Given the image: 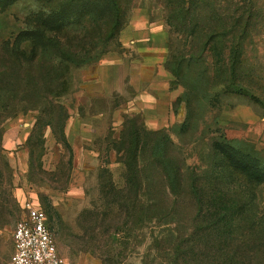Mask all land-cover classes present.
<instances>
[{
    "label": "rangeland",
    "instance_id": "obj_1",
    "mask_svg": "<svg viewBox=\"0 0 264 264\" xmlns=\"http://www.w3.org/2000/svg\"><path fill=\"white\" fill-rule=\"evenodd\" d=\"M59 1L0 8V111L14 112L0 123V264H12L25 200L45 211L62 264H103L105 249L115 264H142L138 225L127 244L119 239L110 247L101 234V216L111 210L102 189L124 184L129 129L162 130L184 189L195 177L240 195L248 218L239 226L264 233V0L206 1L223 13L232 5L255 8L240 46L241 92L225 85L224 37L212 53L202 50L198 32L190 42L171 23L168 0H120L121 27L111 35L110 18L88 14L15 42L20 32L41 28ZM143 139L150 151L154 137ZM227 150L243 161H231ZM144 155L142 179L160 189L164 171ZM252 172L256 179L247 176ZM154 256L151 250L149 260Z\"/></svg>",
    "mask_w": 264,
    "mask_h": 264
},
{
    "label": "trees",
    "instance_id": "obj_2",
    "mask_svg": "<svg viewBox=\"0 0 264 264\" xmlns=\"http://www.w3.org/2000/svg\"><path fill=\"white\" fill-rule=\"evenodd\" d=\"M16 1L0 0V8ZM206 1L168 0L171 23L183 27L186 35L191 37L190 42L198 32L204 38L202 50L210 53L219 43L218 37H224L220 53L224 70L228 73L225 85L230 83L241 92L243 86L238 83L243 66L240 46L252 30L255 8L250 4L232 5L223 13L219 8L218 11L213 8L216 3L212 5ZM121 8L120 0H60L42 18L41 28L20 32L15 42L40 39L44 31L60 29L63 18L75 19L88 14L110 18L111 35L121 27ZM20 75L23 78L27 74L22 70ZM13 115V111H0V123ZM144 136L155 139L150 151ZM166 140L162 130L129 129L122 148L126 171L124 184L102 189L105 205L111 207L101 216V234L107 241H112L109 246H114L119 239L127 244L132 226L138 225L139 236L146 247L142 264H264V233L239 226L248 218L241 196L195 177L185 190L182 166L172 163L165 155ZM0 150L4 151L2 147ZM226 153L233 162L243 161L236 158L237 150L232 154L227 150ZM144 154L164 171L166 180L160 189H156L151 180L142 179L147 170L140 167L138 160L144 158ZM241 157L243 159L244 155ZM242 167L249 171L254 169L252 164ZM247 176L257 178L254 172ZM151 250L155 256L149 260ZM111 259L110 250L105 249L103 264H115Z\"/></svg>",
    "mask_w": 264,
    "mask_h": 264
},
{
    "label": "built area",
    "instance_id": "obj_3",
    "mask_svg": "<svg viewBox=\"0 0 264 264\" xmlns=\"http://www.w3.org/2000/svg\"><path fill=\"white\" fill-rule=\"evenodd\" d=\"M12 238V264H62L47 226V216L33 201L23 202Z\"/></svg>",
    "mask_w": 264,
    "mask_h": 264
}]
</instances>
